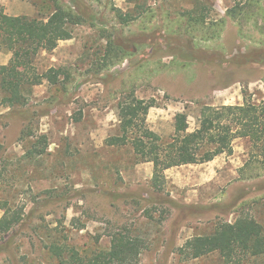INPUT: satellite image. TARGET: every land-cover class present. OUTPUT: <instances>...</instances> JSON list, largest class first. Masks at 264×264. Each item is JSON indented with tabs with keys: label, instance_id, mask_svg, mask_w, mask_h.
<instances>
[{
	"label": "rangeland",
	"instance_id": "rangeland-1",
	"mask_svg": "<svg viewBox=\"0 0 264 264\" xmlns=\"http://www.w3.org/2000/svg\"><path fill=\"white\" fill-rule=\"evenodd\" d=\"M55 2L0 0V7L11 17L46 21ZM62 2L83 4L86 21L35 62L40 74L61 71L59 84L44 80L22 108L4 107L0 93V219L9 208L23 215L0 238V264H50L43 246L53 239L81 252L109 251L120 230L146 243L140 264H224L217 253L186 261V252L194 237L242 212L264 227V178L241 180L245 142L237 140L231 156L167 171L156 194L152 164H136L131 149L107 148L105 141L118 128L119 100L131 92L155 100L147 124L164 138L174 133L178 113L189 116L194 131L204 106H240L246 94L264 104V64L241 61L264 49V0ZM236 6L243 10L232 19L227 12ZM117 10L136 19L121 25ZM187 12L204 14L205 25L187 24ZM109 41L121 48L110 52ZM11 58L0 52V66ZM26 126L48 137L40 159L26 158L36 141L22 138Z\"/></svg>",
	"mask_w": 264,
	"mask_h": 264
},
{
	"label": "trees",
	"instance_id": "trees-1",
	"mask_svg": "<svg viewBox=\"0 0 264 264\" xmlns=\"http://www.w3.org/2000/svg\"><path fill=\"white\" fill-rule=\"evenodd\" d=\"M241 10L236 6L228 10L227 15L236 19ZM84 11L81 3H74L73 8L64 5L62 0H56L54 12L46 21H42L8 16L0 7V52L12 53L9 64L0 66L1 104L4 107L13 109L27 106L33 88L42 85L44 80L52 86L59 84L61 71L50 69L40 74L35 62L41 54L55 51L60 42L72 40V27L86 21ZM116 12L121 25H128L136 19L131 14ZM86 16L90 19L87 12ZM182 17L191 25L203 26L206 22L204 14L193 16L187 12ZM222 23L213 27L218 28ZM108 44L110 52L120 47L112 45L111 41ZM122 49L125 56L130 54L126 48ZM107 59L108 65L114 66L108 56ZM241 61L245 65L264 64V49L243 55ZM190 62L195 63L193 60ZM153 108H157L154 99H140L134 92L122 96L117 105L118 128L105 141L107 148L131 149L136 164H152L151 192L161 194L164 191L165 173L169 170L210 163L223 155L231 156L237 140L244 141L248 150L241 180L264 178V104H254L251 96L246 94L244 104L240 106H204L199 112L194 131H190L189 116L178 113L174 118V133L166 138L153 132L147 124ZM28 130L29 126H26L22 138H36L26 154V158L33 161L47 153L49 141L47 136L35 137ZM22 219L21 212L6 209L0 219V238L19 227ZM110 238L109 251L81 252L55 239L49 244L45 243L43 248L47 251L50 264H140L146 250V243L141 237L128 230H120ZM215 253L219 254L224 264H258L264 259V227L244 212L239 213L232 223L217 221L208 233L194 237L188 244L186 261L199 260Z\"/></svg>",
	"mask_w": 264,
	"mask_h": 264
},
{
	"label": "crops",
	"instance_id": "crops-1",
	"mask_svg": "<svg viewBox=\"0 0 264 264\" xmlns=\"http://www.w3.org/2000/svg\"><path fill=\"white\" fill-rule=\"evenodd\" d=\"M192 166V165H191Z\"/></svg>",
	"mask_w": 264,
	"mask_h": 264
}]
</instances>
